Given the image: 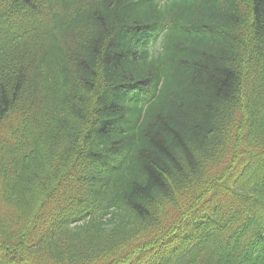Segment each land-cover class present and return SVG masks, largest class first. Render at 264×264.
<instances>
[{
    "label": "trees",
    "instance_id": "obj_1",
    "mask_svg": "<svg viewBox=\"0 0 264 264\" xmlns=\"http://www.w3.org/2000/svg\"><path fill=\"white\" fill-rule=\"evenodd\" d=\"M0 264H264V0H0Z\"/></svg>",
    "mask_w": 264,
    "mask_h": 264
},
{
    "label": "rangeland",
    "instance_id": "obj_2",
    "mask_svg": "<svg viewBox=\"0 0 264 264\" xmlns=\"http://www.w3.org/2000/svg\"><path fill=\"white\" fill-rule=\"evenodd\" d=\"M157 45H159V44H157Z\"/></svg>",
    "mask_w": 264,
    "mask_h": 264
}]
</instances>
